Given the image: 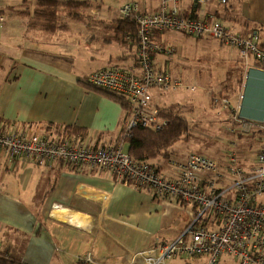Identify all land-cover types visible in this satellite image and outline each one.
Here are the masks:
<instances>
[{
  "label": "crops",
  "instance_id": "obj_1",
  "mask_svg": "<svg viewBox=\"0 0 264 264\" xmlns=\"http://www.w3.org/2000/svg\"><path fill=\"white\" fill-rule=\"evenodd\" d=\"M88 1L94 6L90 11L94 19L111 21L106 19L110 9L100 11V1ZM128 2L138 3L150 13L157 12L164 2L168 10L173 7L170 0L125 3ZM35 7L36 0L4 3L0 0V119L17 125L74 126L88 131L84 143L91 147L113 145L125 110L98 92L102 90L88 84L86 78L92 72L112 67L125 74H138L135 50L104 41L101 42L104 53L101 47L100 56H92L89 52L97 51L98 45L88 39H98L92 34L102 30L101 27L73 22L65 16H61L63 30L52 38L43 35L33 25ZM177 7L180 16H212L235 35L244 38L254 34L257 45L264 44V0L231 1L226 6L213 2L193 5L180 0ZM164 32H159L162 39ZM177 38L176 56L182 69L177 71L176 80L195 85L197 90L186 95L153 91L150 108L163 111L165 117L187 122L189 128L184 140L191 135L202 137L207 127L213 128L214 125L204 124V113L210 109L215 127L225 128L235 140L234 150L223 151L214 159L220 171L225 172L233 151L238 153V165L243 171H250L255 165L256 151L264 147V69L252 56L243 59L236 49L216 40L184 34ZM108 51L115 55H108ZM164 52L152 59L155 69L166 73L162 69L163 61L159 63L161 55H169V51ZM98 62L106 64L97 66ZM215 98L230 100L233 109L239 107L236 116L245 124L243 131L237 134L227 131L232 120L226 119L227 110L216 117L219 104L213 102ZM30 132L44 135L39 128ZM98 134L102 137L95 142ZM258 144H262L261 149L255 150ZM184 159L174 160L166 153L149 163L159 176L172 180L177 172L171 163H181ZM216 184L227 187L224 173ZM185 205L153 190L119 183L105 170L51 163L37 166L0 149V249L7 257L24 264H126L117 248L120 232L127 228L141 231L148 249L174 241L195 213V208L190 207L188 223L179 225L175 217H180ZM206 222L213 221L209 218ZM87 258V263L81 262ZM201 261L184 258L167 264H200ZM132 264L143 263L137 259Z\"/></svg>",
  "mask_w": 264,
  "mask_h": 264
},
{
  "label": "built area",
  "instance_id": "obj_2",
  "mask_svg": "<svg viewBox=\"0 0 264 264\" xmlns=\"http://www.w3.org/2000/svg\"><path fill=\"white\" fill-rule=\"evenodd\" d=\"M170 10L163 6L154 13L146 12L136 2L123 4L118 12L122 18L132 17L137 25L139 65L138 74L121 71L98 70L87 76L86 82L104 92L124 98L130 113L124 136L120 143L108 147L92 148L73 144L67 140L18 130L12 134L0 133V149L12 157L28 160L34 165L64 164L74 168L101 169L111 173L119 183L150 189L160 196L178 200L195 208L191 222L176 240L147 248L143 233L127 228L118 236V253L122 261L132 264L140 259L143 264H167L180 257L200 258V264H217L227 256L238 264H264V147L256 152L255 165L245 172L238 165V153L228 156L225 172H221L216 160L199 154H188L181 163L172 162L177 176L172 180L159 176L148 163L135 162L123 151L124 140L134 128L151 132L162 131L167 124L165 113L150 108L153 91L159 94H193L197 86L184 84L169 74L155 69L153 52L160 53L161 45H155L153 31H176L195 38H210L221 45L234 48L241 58L249 55L264 69V52L254 34L241 38L212 16L183 17L178 13L177 3ZM193 5L208 2L226 6L240 0H183ZM2 17H0L1 27ZM241 98V96H240ZM219 104L216 117L227 110L226 119L232 123L227 131L237 134L245 124L225 98L213 99ZM264 128V121L262 123ZM224 173L227 187H220L216 180ZM212 224H207L209 218ZM89 258L81 260L87 263Z\"/></svg>",
  "mask_w": 264,
  "mask_h": 264
},
{
  "label": "trees",
  "instance_id": "obj_3",
  "mask_svg": "<svg viewBox=\"0 0 264 264\" xmlns=\"http://www.w3.org/2000/svg\"><path fill=\"white\" fill-rule=\"evenodd\" d=\"M92 7L94 6L88 0H36V9L33 14V25L39 28L41 34L51 38L65 27L61 22V16H65L73 22H87L88 25L91 26H100L102 30L99 31L102 34L104 32L111 35L109 39L104 41L113 43L122 49L126 48L130 51L135 50V59L138 64L137 51L139 41L137 36V25L133 18L131 16L122 18L118 15V17L114 18L112 21L106 23L102 20H96L90 15ZM161 35L162 33L153 31L151 39L155 45L161 44ZM258 47L264 52V44H261L260 46L258 45ZM155 54L157 53L153 52L151 57L154 58ZM101 70L120 71L116 67ZM80 83L84 85L82 81ZM98 92L103 94V96L118 102L123 110H125L118 138L113 142V144L120 143L127 125L130 106H128L122 98L116 97L107 92ZM18 128L27 132L39 128L44 132L45 139L56 137L60 140L72 142L73 144L91 147L84 143L88 138V131L84 129L76 128L74 126H59L52 123L17 125L9 120L0 119V133L12 134L16 132ZM188 128L189 125L187 122L168 117L165 128L160 132L146 131L139 127L134 128L129 134L130 137L124 140V143L127 145L126 152L135 162L150 164V161H154L157 158L166 155V152L173 145L184 140L188 134ZM101 137L102 134H98L97 141L95 142H98ZM96 147L98 146L94 145L92 148ZM0 264L24 263L7 257L0 249Z\"/></svg>",
  "mask_w": 264,
  "mask_h": 264
},
{
  "label": "rangeland",
  "instance_id": "obj_4",
  "mask_svg": "<svg viewBox=\"0 0 264 264\" xmlns=\"http://www.w3.org/2000/svg\"><path fill=\"white\" fill-rule=\"evenodd\" d=\"M6 1L7 0H3V3ZM8 1H12V0H8ZM127 1H129V0H98V2L100 3V4L99 3L98 4L101 6V8H99L100 11H104L107 8L110 9V12L108 13L109 17H107L106 19H111V21H112L117 16L118 7L120 5H122V3H125ZM35 9H36V7H35ZM8 16H10V15H8ZM10 17H13V16H10ZM8 23H10V22H8ZM106 23H109V22H106ZM91 30L92 29H89L88 31H91ZM163 34H165V36L163 37V39L161 41V45H162V48L164 51H166V50L169 51V55H161V57L159 58V63L161 61H163L162 69L166 73H168L172 78L176 79V78H178V74H179V73H177V71L182 69V66L179 64V58H178V56H176V52H177L176 48H177V45H179V38H177V36L182 35V34H180L179 32H176V31H172V30L165 31ZM92 36H95L98 39H94V38L91 39L89 37L88 41L90 43L97 44L98 48H97V51H90L93 54H91L90 52H89V54L92 56H100L101 47L103 48V53L105 51V47L102 45L104 40L109 39L111 35L106 34L104 32L102 34L100 31H96V32H94V34H92ZM65 37H67V36H65ZM101 42H102V44H101ZM164 51H160V53H165ZM81 52H82V50H81ZM82 54H83V52H82ZM108 55H115V52L108 51ZM80 58L84 59V57H82L81 55H80ZM113 58L115 59V57H113ZM85 60L87 62L90 61V59H85ZM104 64H106V63H104ZM104 64L98 62L97 66H102ZM183 70H185V69H183ZM99 90H102V89H99ZM102 91H104V90H102ZM109 94H111V93H109ZM204 116H205V120H204L205 123L204 124H208L209 126L214 125L213 128L207 127V129L202 133V134H204V136H202V137L191 135L187 140L180 141L179 143H177L175 146L171 147L166 152L169 157L173 158L174 160H179V159H183L188 154L193 153V154L204 155V156L214 160V159H217V157H219L223 151L228 152V151L234 150V148H236V147H233L234 143H235L234 137L231 138L233 135L230 136L231 134L229 135L226 132L225 128L222 129V127H220V126L215 127L216 123L214 122L213 114H212V111L210 109H206ZM262 142L264 143V138H262ZM260 145H262V144H258V146L256 145L255 150L259 149ZM126 148H127V145L124 144L123 145V151L124 152H126ZM162 162H165V159L162 160ZM190 207H191V205H185L186 209H184L180 213V217L179 216L175 217V220H177L179 222V225H185L186 223H188L189 219H188V213L187 212H188V209ZM173 260H177L179 262L180 257L173 259ZM219 261H220V263H219ZM180 264H183V263H180ZM217 264H238V263L234 260L233 261H231L230 259L226 260V257L222 256L218 260Z\"/></svg>",
  "mask_w": 264,
  "mask_h": 264
},
{
  "label": "water",
  "instance_id": "obj_5",
  "mask_svg": "<svg viewBox=\"0 0 264 264\" xmlns=\"http://www.w3.org/2000/svg\"><path fill=\"white\" fill-rule=\"evenodd\" d=\"M168 51V50H167Z\"/></svg>",
  "mask_w": 264,
  "mask_h": 264
}]
</instances>
